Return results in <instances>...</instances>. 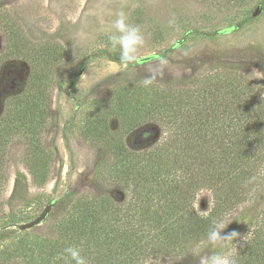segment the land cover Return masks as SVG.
Segmentation results:
<instances>
[{
	"label": "trees",
	"instance_id": "16d2710c",
	"mask_svg": "<svg viewBox=\"0 0 264 264\" xmlns=\"http://www.w3.org/2000/svg\"><path fill=\"white\" fill-rule=\"evenodd\" d=\"M10 30L17 39L12 54L28 60L25 50L31 49L14 25ZM46 66L30 65L23 87L4 100L0 186L6 150L16 137L25 144L34 180L45 177L49 152L38 142L49 115ZM205 77L198 71L187 80L119 85L86 133L104 152L96 169L99 192L73 197L52 239L18 254L15 249L7 260L74 264L60 257L77 246L89 264H197L206 254L229 255L235 264H264V81L225 69ZM111 116L118 121L116 133L109 130ZM146 125L158 130L152 127L151 144L127 147L125 137ZM140 132L143 139L149 135ZM201 191L212 195L206 215L194 207ZM221 219L232 222L224 232H238L237 241L198 246Z\"/></svg>",
	"mask_w": 264,
	"mask_h": 264
},
{
	"label": "rangeland",
	"instance_id": "374dc122",
	"mask_svg": "<svg viewBox=\"0 0 264 264\" xmlns=\"http://www.w3.org/2000/svg\"><path fill=\"white\" fill-rule=\"evenodd\" d=\"M257 7L261 11L253 16ZM121 11L144 38L140 62L127 66L109 41ZM12 25L31 49L25 50L28 60L12 54L17 43ZM42 64L50 71L51 88L38 143L49 152V166L38 183L28 169L23 140L16 137L8 145L0 186V264H21L19 256H5L52 239L70 200L99 192L96 169L104 152L86 133L119 85L144 80L153 70L162 81L187 80L198 71L209 79L223 69L264 81V0H0V116L5 98L23 87L29 66ZM152 127L158 131L146 125L130 132L125 145L149 146ZM118 129L111 116L110 132ZM140 131L149 133L146 139ZM50 200L56 204L47 219L19 231ZM211 206V193L199 192L197 213L206 215Z\"/></svg>",
	"mask_w": 264,
	"mask_h": 264
},
{
	"label": "clouds",
	"instance_id": "9594fccd",
	"mask_svg": "<svg viewBox=\"0 0 264 264\" xmlns=\"http://www.w3.org/2000/svg\"><path fill=\"white\" fill-rule=\"evenodd\" d=\"M114 21L115 34L109 36V41L112 49H119L120 63L124 66L132 63H139L137 55L138 50L144 44V38L141 30L137 26H132L127 22L126 14L121 11L117 12ZM156 78L155 70L153 74L144 79L145 84H150ZM232 222L223 219L213 221V226L207 233L206 240L201 241L198 246L210 244L212 246L223 247L226 242L233 243L237 241L239 233L232 231L224 232ZM234 244V243H233ZM61 259H70L74 264H89V261L81 254V248L77 246H68L64 249ZM200 264H235V260L226 254H212L200 259Z\"/></svg>",
	"mask_w": 264,
	"mask_h": 264
},
{
	"label": "water",
	"instance_id": "95a60500",
	"mask_svg": "<svg viewBox=\"0 0 264 264\" xmlns=\"http://www.w3.org/2000/svg\"><path fill=\"white\" fill-rule=\"evenodd\" d=\"M260 11H261V7H257L255 12L253 13V16L259 15ZM55 204H56V200H50L47 203V205L44 207V209L41 211V213H39V215L35 219L30 221L29 223L20 225L18 227L19 231H27L34 228L35 226L42 224L47 219L48 215L50 214Z\"/></svg>",
	"mask_w": 264,
	"mask_h": 264
}]
</instances>
